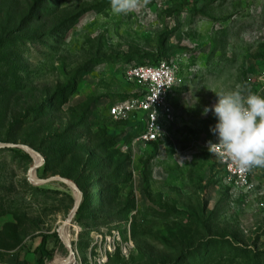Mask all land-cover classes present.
<instances>
[{"label":"rangeland","instance_id":"1","mask_svg":"<svg viewBox=\"0 0 264 264\" xmlns=\"http://www.w3.org/2000/svg\"><path fill=\"white\" fill-rule=\"evenodd\" d=\"M160 59L173 122L131 146L139 115L107 111L135 94L126 64ZM233 90L264 96V0H0V264H38L44 237L69 264L61 228L76 264H264V168L239 189L205 148Z\"/></svg>","mask_w":264,"mask_h":264},{"label":"built area","instance_id":"2","mask_svg":"<svg viewBox=\"0 0 264 264\" xmlns=\"http://www.w3.org/2000/svg\"><path fill=\"white\" fill-rule=\"evenodd\" d=\"M123 74L127 82L135 86V94L113 103L108 116L114 121H125L139 115L140 129L131 139V146L163 142L174 118L171 96L179 82L176 66L164 59L128 63L123 67ZM215 143L217 139L213 135L205 148L216 159L227 180L239 189H250L251 169L241 172L230 158L220 154L219 145L209 147Z\"/></svg>","mask_w":264,"mask_h":264},{"label":"clouds","instance_id":"3","mask_svg":"<svg viewBox=\"0 0 264 264\" xmlns=\"http://www.w3.org/2000/svg\"><path fill=\"white\" fill-rule=\"evenodd\" d=\"M137 6L138 0H111L115 14H127ZM215 95V103L201 113L211 112L215 119L209 132L217 143L209 147L219 145L220 154L230 158L241 172L264 168V96L251 92L245 95L239 90Z\"/></svg>","mask_w":264,"mask_h":264},{"label":"water","instance_id":"4","mask_svg":"<svg viewBox=\"0 0 264 264\" xmlns=\"http://www.w3.org/2000/svg\"><path fill=\"white\" fill-rule=\"evenodd\" d=\"M18 147L20 149H22L23 151L27 152V153H28V151L29 152H32V153H35L34 151H32L31 149H29V148H27L25 146H18ZM0 148H3V146L0 145ZM40 163H41V158L38 155V164H36V165H35V163L33 164V166H32L33 169H32V167L29 169L28 176L31 175L32 172L33 173L35 172V170L40 165ZM29 180L32 181V182H34V183H40V184L44 183V181L37 180L36 178H34V180H33V179L30 178V176H29ZM48 181H59V182H62L64 185H66L67 187L71 188L75 192V194H76V200H75V204H74V208H73V212H72V214H73L75 212L76 208L79 205V200H80V196H81L80 195V192L69 181H67V180L54 177V178L49 179ZM61 231H62V228L60 229L58 235L60 237V240L62 241V243L66 247L65 242L63 240V236L61 234ZM66 249L68 250V253H69V256H70V263L69 264H71V263L72 264H76V259H75L74 254L72 253V251L70 249V244L68 245V247H66Z\"/></svg>","mask_w":264,"mask_h":264},{"label":"trees","instance_id":"5","mask_svg":"<svg viewBox=\"0 0 264 264\" xmlns=\"http://www.w3.org/2000/svg\"><path fill=\"white\" fill-rule=\"evenodd\" d=\"M157 60H155V61H150V62H156ZM137 63H142V62H137ZM150 144H154V145H157V144H159V143H150ZM45 237L44 238H42V240H41V243H40V245L38 246V251H40L41 252V258H40V260L38 261V264H43L44 262H45V260H50V258H51V253H48V255H47V257L43 254V252L45 251V249H44V247H45Z\"/></svg>","mask_w":264,"mask_h":264},{"label":"bare ground","instance_id":"6","mask_svg":"<svg viewBox=\"0 0 264 264\" xmlns=\"http://www.w3.org/2000/svg\"><path fill=\"white\" fill-rule=\"evenodd\" d=\"M28 153H29V155L33 154V155L36 157V161H35L34 163H35V165L38 164V156H37L35 153L29 152V151H28ZM32 169H33V167H32ZM32 173H33V172H32ZM32 173H31V175H32ZM31 175H30V176H31ZM65 245H66V247H68V246H67L68 244H67L66 242H65ZM71 264H72V263H71Z\"/></svg>","mask_w":264,"mask_h":264}]
</instances>
